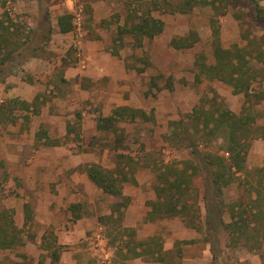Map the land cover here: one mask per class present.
Wrapping results in <instances>:
<instances>
[{"label":"rangeland","instance_id":"obj_1","mask_svg":"<svg viewBox=\"0 0 264 264\" xmlns=\"http://www.w3.org/2000/svg\"><path fill=\"white\" fill-rule=\"evenodd\" d=\"M1 1L4 9L24 26L25 31L30 32L32 38L27 42L26 50H21V55L13 62L16 72L8 83L36 82L39 93L43 95L38 108L40 113H44L42 120L48 124L47 132L52 137L50 141L64 143L61 149L54 147L50 153L57 159L63 157L70 161L64 164L55 161L50 166L39 165L52 175L55 182H52L49 194L42 193L44 187L41 185L35 190L26 189L27 192H23L29 199L21 237L27 239L26 243L31 241L28 245L31 252L25 250L26 243L23 242L10 251H0V264H49V256L54 249L58 250L59 257L64 251H74L73 258L78 264H118L120 255H114L113 250L119 239L116 237L113 244L110 243L112 239L107 235L103 223L108 222L104 216L110 213V209H116L112 205L118 198L109 196L92 183L84 171L85 165L97 163L114 170L121 163L125 170H131L136 183L124 182L122 193L125 198L129 197L128 207L138 211L135 212L137 215L142 211L139 205L142 207L147 201L156 200L154 185L158 169L166 164L182 167L181 161L186 159L197 162L189 148L171 143L176 138L170 132L171 122L186 120L195 107L198 110L202 107L214 112L230 110L239 113L246 102L244 93H234L230 84L201 72L202 65L211 66L215 62L214 39L224 49H243L254 68L252 71L256 80L264 76L261 69L264 64L253 58L259 49L264 51V13L262 17L255 16L252 9L254 0H241L240 3L216 0L214 4L211 0H196L183 13L169 12L160 4V8H152L150 14L163 21L162 31L152 38L142 35L138 45L129 33L122 35L121 42L116 40L117 27L129 29L132 23L138 21L142 11L153 6L150 0ZM168 1L174 4L178 0ZM257 1L264 7V0ZM65 12L72 15L73 29L69 34L60 35L56 19ZM189 34L196 39L191 46L176 48L171 44L172 38ZM87 42L101 44L105 57L98 56V59L105 69L101 66L98 70L92 64L87 66L91 61L87 57ZM34 47H37V56L32 57ZM261 58L264 61V55ZM83 59L86 60L84 67ZM67 68H87L89 72L74 73L71 69L67 72ZM102 71L106 74L103 75ZM3 85L7 83H0V94L4 91ZM249 93L251 113L256 117L257 124L262 123L264 78L254 81ZM109 98L129 100V105L136 109H150L149 116L151 114L152 118L138 115L135 121L117 122L114 124L118 129L115 133L112 129L106 131L98 128L97 118L102 114V109L116 107L117 101L108 102ZM192 132L190 128V141H194L198 151L228 157L224 153V138L227 137H223L222 133ZM117 134L123 141L121 147L115 148ZM9 136L12 137V134ZM38 136H43L42 130ZM250 141L245 170L238 173L223 193L214 198L224 206L221 214L223 222L229 221V206L235 207V215L241 207L252 208L251 199L260 189L257 181L263 175L259 169L264 170V138L256 136ZM1 144L0 214L12 211L15 222L17 217L13 206L17 204L16 198H20L16 191L22 188V184L18 187V179L7 175L5 168L12 170L16 165L4 161L1 155L5 148ZM40 148L38 145L31 152L33 159L34 155L42 158L46 154L44 147ZM71 175V179L78 182H71ZM203 177L202 173L195 177L192 191L197 193L200 213L205 218ZM261 179L264 180V176ZM72 204H78L74 212L69 211ZM260 204L264 208V196ZM67 211L70 217L79 213L81 219L69 222ZM259 218L264 225V212L259 214ZM144 222L143 218L139 219L134 227L137 237L157 235L163 246L168 247L164 260L159 264H264V243L261 248H254V241L245 237L231 242L229 232L223 225H219L217 230L204 229L203 238L198 243L173 244L169 248L173 242L169 237L170 230L183 223L181 217L156 220L147 226H143ZM262 228L259 238L264 241ZM68 229L73 233H67ZM77 229L81 232L80 239L76 235L72 238L64 236V233L73 235ZM59 233L63 234L61 240ZM189 233L192 232H183L184 237L195 238L196 235ZM42 235L46 239L38 240ZM151 259V256L146 257V260ZM54 264H63L62 258Z\"/></svg>","mask_w":264,"mask_h":264},{"label":"trees","instance_id":"obj_2","mask_svg":"<svg viewBox=\"0 0 264 264\" xmlns=\"http://www.w3.org/2000/svg\"><path fill=\"white\" fill-rule=\"evenodd\" d=\"M196 0H178L176 3H170L168 0H150L152 7L149 6L142 11L138 17V21L132 23L129 29L121 26L117 27L116 40L121 42L122 35L129 33L134 37V43L140 44V37L142 35L152 38L159 34L163 28V21L155 18L150 14L153 9H159L160 4L164 5L169 12L179 11L186 12ZM216 0H211L212 4ZM226 1V0H225ZM235 2H242L241 0H234ZM252 9L256 17H262L264 7L259 4V1H253ZM231 6V4H230ZM215 7V5H214ZM57 25L60 32H68L73 29L72 15L64 13L58 16ZM50 32V27H49ZM215 33V32H214ZM45 36V40H46ZM32 40L30 32L24 30V26L4 9V3L0 2V82L4 80L16 67L13 65L16 57L21 55L27 42ZM196 39L191 35L180 38H172L171 44L176 48L189 47ZM46 42V41H45ZM22 50V51H21ZM37 47L32 49V55L35 56ZM246 52V50H244ZM213 54L215 62L211 66H201V72H206L209 77L217 78L230 84L234 93H244L246 102L243 103L239 113H233L230 110H219L218 112L204 110L198 107L192 110L191 114L187 115L185 119H178L171 122L170 132L174 136V146L189 148L190 153L197 162L192 163L189 159L181 161L183 164L179 168L176 164H166L161 169L156 171L157 183L154 185V192L156 200H149L146 203L148 207L147 219H165L174 216H179L186 224V226L196 229L217 230L219 225H223L229 232L231 242H238L241 238L254 241V248H261L264 241L259 238L260 228L264 227L259 218V214L263 213V205L260 204L263 200L264 183L261 178L264 176V170L259 169L260 179H258L259 188L256 190L255 197L251 202L252 208H242L235 215L233 206H229L231 220L224 223L221 214L224 206L219 204L216 199L217 195L223 193L225 187L230 185L238 173L245 170V157L250 146V140L256 136L264 138V122L257 124L256 117L251 113V99L249 98V90L254 81H260L264 78L256 80V75L252 71L250 59L245 57L243 49H224L216 41H213ZM264 51L259 49L258 54L253 56L255 61L260 60L262 64L264 61ZM264 70V67L261 68ZM257 72V71H255ZM262 95V94H261ZM262 98V97H261ZM17 102L10 100L2 104L0 107V117L6 116L5 110L8 108L12 110ZM11 112V111H10ZM8 112L7 116H10ZM150 109H136L129 106L115 107L109 116L99 115L97 118V127L103 130H111L117 132V126L114 125L120 121H135L137 116L143 118H152L149 116ZM10 118V117H9ZM12 118V117H11ZM190 128L192 134L199 132H207V134L222 133L225 140L226 150L224 153L228 154L225 157L223 154L212 152H200L197 150L194 141H190ZM178 131V132H177ZM184 133V136L182 135ZM175 134V135H174ZM115 148L122 146V137L116 135ZM120 157H124L119 154ZM88 179L101 188L102 191L111 197H116L118 200L112 206L116 209H110V213L104 218L107 235L112 239L110 243L113 244L114 238L119 239V243L113 250V254L120 255L118 264H125V261L134 257L151 256L154 260L163 261L162 245L156 238H148L146 240H139L136 238V232L133 228L124 227L121 224V207L127 203V198L122 194V184L130 181L136 183L134 173L131 170H125L121 163H118L113 170L107 169L100 164L91 163L84 167ZM248 172V171H247ZM204 175V209L205 220L201 221L200 207L197 200V193L193 192V181L195 177L200 174ZM211 190L213 192H211ZM120 202V203H119ZM78 204H72L69 209L74 212V208ZM25 211L28 205H24ZM73 210V211H72ZM67 211L66 213L70 212ZM12 211L1 212L0 214V250L14 249L18 245L23 244L22 227L15 225L12 217ZM80 217L79 213L71 216L70 219L75 220ZM262 218V217H261ZM103 219V218H102ZM259 221V222H258ZM26 220L24 221V224ZM261 226V227H260ZM263 229V228H262ZM264 231V230H263ZM46 237L43 238L45 240ZM209 240V239H208ZM58 250L54 249L50 253V264H54L59 260Z\"/></svg>","mask_w":264,"mask_h":264},{"label":"crops","instance_id":"obj_3","mask_svg":"<svg viewBox=\"0 0 264 264\" xmlns=\"http://www.w3.org/2000/svg\"><path fill=\"white\" fill-rule=\"evenodd\" d=\"M65 13H68V12H65ZM62 14H64V13H62ZM60 15H58V16H60ZM51 27H52V31H53V25H51ZM56 27L58 30V34H60V35L69 34L72 31L71 30L68 32H60L58 25H57V19H56ZM86 46H87L86 49L88 50L87 54L89 55L87 57H90V60H91V61H89L90 63H88L87 66H91V64H92L93 67L98 68V70L101 68V66H102V68H104L101 61L98 59V56H100V57L104 56L105 57V55H103V53L101 51V49L103 48V47H101V44H98L96 42H87ZM94 46H95L96 51L94 49ZM35 56H37V55H35ZM83 61H84L83 62L84 64H82V67L86 66V64H85L86 60L83 59ZM31 65H33V64H31ZM15 69L8 76H6L3 81L0 82V83H3V82L7 83V85H3L4 91L0 94V97H1L0 107L2 106V104L7 103V101H10V100L17 102L15 104V106L13 108H11L12 110H10L8 108L5 110L6 116L0 117V133H2L0 135V144L3 142L2 140H4V142L1 144L5 148L4 152L1 155L2 158L4 159V161H8V163H15V165H16V166H13L14 168H12V170L5 168L7 175L10 174V178L18 179L16 181V185L18 187L19 186L21 187L20 184H22V188L21 189L18 188L17 189L18 191H16L19 193L20 196H18V197H20V198H16L17 204L13 206V208L16 211V217H17L16 221H15V225L18 227H22V225H24V221L26 220L25 219L24 205L25 204L28 205V199H29V198H27V196H24L23 192L26 193L27 192L26 189L35 190L37 186L41 185V187H44L42 193L49 194L51 184H52V182H55V179L52 178V175L49 172H47L46 170L44 171V169H41L39 167V165L40 166H42V165L50 166L51 163L55 162V161L61 162L64 164V162H67V160L70 161V159H68V158L64 159L63 157L62 158L59 157L57 159L52 155V153H50L54 147H55L54 149H56L58 147L61 149L64 146V143L63 142L57 143V142H51L50 141V139L52 137L47 132L48 124L44 120H42L43 119L42 115L44 116V113L42 111L40 113L39 108H38V104L40 103L39 100H42L41 98H43V95L39 93L38 88H37L38 85H36V82L30 83V82L21 81V83H18V84H9L8 83L9 80H12V78H13L12 76H14V74L16 72ZM67 69H68L67 72H69L71 68H67ZM78 69L72 68L71 71L73 72V70H74V73L82 72L85 74L87 72H89L87 68L85 70L79 69L80 71H78ZM102 74L104 75V74H106V72L102 71ZM65 77H67V76H65ZM80 91L82 92V89ZM79 95L81 97H83L82 93H80ZM115 100L117 101L116 107L117 106H129V107H131L129 105L130 103H128L129 100H124V99L117 100V99L109 98L108 102L115 101ZM113 107L115 108V106H113ZM114 108H112L111 110L106 109V108L102 109L101 115H103V116L110 115ZM8 112H10V116H7ZM39 116H40V120H39ZM2 118H3V120H2ZM41 130H42V135H43L42 137L38 136V134L41 132ZM11 134H12V137L9 136ZM38 145H40L41 148L44 147L46 154L42 158H40L39 155H34V159H33V156H31V154H32L31 152L34 151L35 147H37ZM29 151H30V154L27 155V153ZM179 168H181V167H179ZM71 178H73V175H71L69 178L71 180V182H78V181L72 180ZM80 179H81V175H80ZM82 181H84V180L82 179ZM56 187H57V185H56ZM126 198H128L126 205L121 207V211H122L121 224H122V226L134 229V227L137 224V221L139 219H142V218L145 221L143 226H147L148 224H151V222H154L156 220H162V219H156V220L147 219L148 207L145 204H142V207L139 205V209L141 208L142 211H140L137 215V213H135V212H138V211H136L135 209H130L128 207L130 200H129L128 196H126ZM66 215L69 216V218H70L69 213H67ZM176 217H179V216H174L171 218H176ZM79 219H81V217H79L75 220L70 219L69 222L79 221ZM131 219H134V221H131ZM204 220H205L204 216L202 217V215H201L202 226H203ZM230 220H231V216L229 214V221L224 220V223L230 222ZM170 222L174 223L173 220H171ZM183 223H181V224L177 223L178 224L177 228L176 229L172 228L170 230V236L169 237L173 239V242H172L171 247H169V248H172L173 244H174V246H178L181 243L194 244V243H196V242L198 243V241L202 240V238H203L202 234L204 233L203 227H202V229H196V228L188 227V226H186L185 223L184 224ZM58 225H60V224H58ZM62 226L64 227L63 229H65V225L63 224ZM54 228H56V226H54ZM188 231L192 232L189 234H193L194 236L196 235L195 238L193 236H192V238L191 237L185 238L183 235V232L187 233ZM66 232L67 233H73L70 229L66 230ZM135 232H136V230H135ZM60 233H61V231H60ZM60 233L58 234L59 240H61L62 235H63ZM181 233H182V235H181ZM75 235L78 236L77 239L81 238L80 229H77L73 235H65V233H64V236H66V238H72ZM43 236L44 235H42L40 238H38V240L39 239L42 240ZM154 237L162 245V252H163L162 255L165 257L164 253L166 252L165 250H167L168 247L165 244L163 246V242L159 240V236L149 235V236L142 238V237H137V233H136V238L139 240H146L148 238L150 239V238H154ZM26 240L27 239L23 240V242L26 243ZM29 244H31L30 240L27 241V243L25 245V250L27 252L29 250L28 249ZM10 250H12V249H1L0 251H10ZM73 254H74V251H71V250L64 251V253H62V255L60 256L62 258L63 264H78L77 260L73 258ZM60 257H59V260L61 259ZM49 258H50V256H49ZM158 262H160V261H157L154 259L146 260V256L145 257L140 256V257H134V258L126 260L125 264H159ZM49 264H50V262H49Z\"/></svg>","mask_w":264,"mask_h":264}]
</instances>
